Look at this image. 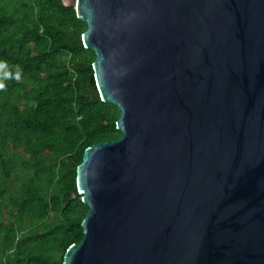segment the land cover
I'll return each mask as SVG.
<instances>
[{"label":"water","instance_id":"1","mask_svg":"<svg viewBox=\"0 0 264 264\" xmlns=\"http://www.w3.org/2000/svg\"><path fill=\"white\" fill-rule=\"evenodd\" d=\"M117 140L87 146L62 264H264V0H62Z\"/></svg>","mask_w":264,"mask_h":264},{"label":"trees","instance_id":"2","mask_svg":"<svg viewBox=\"0 0 264 264\" xmlns=\"http://www.w3.org/2000/svg\"><path fill=\"white\" fill-rule=\"evenodd\" d=\"M86 27L62 0H0V264H62L83 237V151L121 137Z\"/></svg>","mask_w":264,"mask_h":264},{"label":"clouds","instance_id":"3","mask_svg":"<svg viewBox=\"0 0 264 264\" xmlns=\"http://www.w3.org/2000/svg\"><path fill=\"white\" fill-rule=\"evenodd\" d=\"M4 88H5V84L2 81H0V90H3Z\"/></svg>","mask_w":264,"mask_h":264},{"label":"rangeland","instance_id":"4","mask_svg":"<svg viewBox=\"0 0 264 264\" xmlns=\"http://www.w3.org/2000/svg\"><path fill=\"white\" fill-rule=\"evenodd\" d=\"M19 176V175H18ZM15 181H17L16 179H15ZM56 220V218L55 217H52L51 219H50V222H54Z\"/></svg>","mask_w":264,"mask_h":264}]
</instances>
